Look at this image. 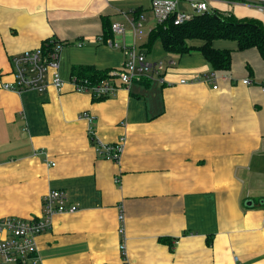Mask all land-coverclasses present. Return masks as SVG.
I'll return each mask as SVG.
<instances>
[{"label": "crops", "instance_id": "crops-1", "mask_svg": "<svg viewBox=\"0 0 264 264\" xmlns=\"http://www.w3.org/2000/svg\"><path fill=\"white\" fill-rule=\"evenodd\" d=\"M207 2L264 23L250 3ZM151 4L0 0V216L39 217L53 189L78 206L38 234L40 264H264V59L256 47L215 40L233 50L230 71L198 49L166 53L173 64L164 82L143 76L100 98L71 82L75 65L123 66V48L109 44L122 37L103 38L105 19L126 24L122 46L143 47L126 15L145 20ZM50 39L64 45L63 89H5L12 56ZM123 137L119 160L99 155L97 142Z\"/></svg>", "mask_w": 264, "mask_h": 264}, {"label": "built area", "instance_id": "built-area-1", "mask_svg": "<svg viewBox=\"0 0 264 264\" xmlns=\"http://www.w3.org/2000/svg\"><path fill=\"white\" fill-rule=\"evenodd\" d=\"M182 1L186 2L185 7L181 5ZM238 1L250 3L264 12V0ZM208 10L207 0H152L151 4V11L157 20V24L169 20H173L175 24H181ZM126 19L132 28L134 41L141 39L144 19L141 16L136 17L134 15H126ZM112 30L122 37V42L113 38L109 40V44L115 48H123L125 55L123 66L116 71H110L107 77L97 81L74 76L71 82L76 90L80 92L89 91L95 97L100 98L112 94L119 86L129 88L135 80L143 76L157 78L164 82L165 72L173 62L165 59H149L146 51L135 42L122 46L126 34V24L124 22H113ZM63 46V43L50 39L44 41L38 48L13 55L11 60L13 79L5 82L3 87L18 92L36 90L44 93L51 86L57 90H62L65 80L60 70V51ZM243 81L245 83L251 82L250 78ZM181 82H186V79H182ZM82 116L89 119L91 123L90 134L95 142L92 127L94 116L88 111L83 112ZM124 140L123 137L114 144L97 142L99 155L119 160L124 150ZM77 209L76 204L69 202L68 195L64 190L53 189L45 195L43 212L39 217L0 216V264H40L36 241L38 234L51 228L53 216L56 213H72Z\"/></svg>", "mask_w": 264, "mask_h": 264}, {"label": "trees", "instance_id": "trees-1", "mask_svg": "<svg viewBox=\"0 0 264 264\" xmlns=\"http://www.w3.org/2000/svg\"><path fill=\"white\" fill-rule=\"evenodd\" d=\"M103 31L104 39L112 35V22L109 19L104 20ZM218 39L236 41L239 50L256 47L264 59V23L261 20L253 17L240 18L233 14L227 16L210 10L181 24H175L173 20L157 24L149 31V41L142 48L150 54L159 40L166 53L184 54L198 49L214 69L230 71L233 50L215 48L213 42ZM192 40H201L203 44H191ZM108 72L109 70H99L92 65H75L72 70L73 75L92 81L107 77Z\"/></svg>", "mask_w": 264, "mask_h": 264}, {"label": "rangeland", "instance_id": "rangeland-1", "mask_svg": "<svg viewBox=\"0 0 264 264\" xmlns=\"http://www.w3.org/2000/svg\"><path fill=\"white\" fill-rule=\"evenodd\" d=\"M181 5L185 7L186 2L182 1ZM252 9L256 10V12H252V14H258L259 13V12H257V10H260L259 8L252 7ZM145 11L147 12V13H145L147 16V19L143 20V25H144L143 36L144 37L142 36L143 39L140 40V43H147L149 41V32L146 30V27L148 28L150 25L152 27H155L157 25V20L154 18V15H153L152 11L150 10V8H147ZM225 15L229 16V14H225ZM144 31H145V33H144ZM163 56H166V52L163 49L161 41L158 40L153 46L150 58L163 59L162 58Z\"/></svg>", "mask_w": 264, "mask_h": 264}, {"label": "water", "instance_id": "water-1", "mask_svg": "<svg viewBox=\"0 0 264 264\" xmlns=\"http://www.w3.org/2000/svg\"><path fill=\"white\" fill-rule=\"evenodd\" d=\"M249 204H251V202H249Z\"/></svg>", "mask_w": 264, "mask_h": 264}]
</instances>
